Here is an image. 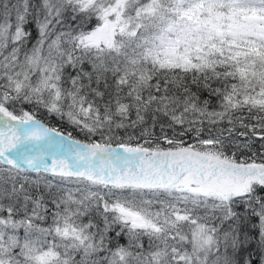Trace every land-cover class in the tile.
I'll list each match as a JSON object with an SVG mask.
<instances>
[{"label": "snow or ice", "instance_id": "1", "mask_svg": "<svg viewBox=\"0 0 264 264\" xmlns=\"http://www.w3.org/2000/svg\"><path fill=\"white\" fill-rule=\"evenodd\" d=\"M0 264H264V0H0Z\"/></svg>", "mask_w": 264, "mask_h": 264}]
</instances>
